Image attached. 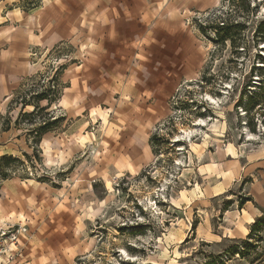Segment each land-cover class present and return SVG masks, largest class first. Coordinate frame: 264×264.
Instances as JSON below:
<instances>
[{
  "label": "rangeland",
  "instance_id": "obj_1",
  "mask_svg": "<svg viewBox=\"0 0 264 264\" xmlns=\"http://www.w3.org/2000/svg\"><path fill=\"white\" fill-rule=\"evenodd\" d=\"M248 1L253 10L237 18L246 24L247 42H216L208 27L214 18L247 11ZM196 17L194 27L207 26L203 65L152 126L142 163L105 161L102 153L114 156L115 149L99 146L109 132L97 115L81 133L59 135L61 145L51 152L57 162L45 163L42 150L40 160L32 150L28 159L11 154L20 162L8 163L0 188L7 179L20 185L32 179L55 191H47V205L40 200L34 213L8 220L23 225L20 254L9 262L0 254V264H264V225L249 234L264 218V94L258 86L264 42L251 39L264 0H217ZM72 52L63 45L52 53L30 51V57L42 72L51 66L49 76ZM55 56L61 59L52 65ZM43 83L32 77L24 90ZM255 91L260 104L246 109V96ZM245 197L251 200L239 207Z\"/></svg>",
  "mask_w": 264,
  "mask_h": 264
},
{
  "label": "crops",
  "instance_id": "obj_2",
  "mask_svg": "<svg viewBox=\"0 0 264 264\" xmlns=\"http://www.w3.org/2000/svg\"><path fill=\"white\" fill-rule=\"evenodd\" d=\"M216 1L39 0L24 9L21 0H0V156L32 150L25 125L15 126L14 120L33 106L22 109L10 103L21 82L40 72L30 51L69 45L73 52L60 75L61 95L50 106L59 108L65 120L58 136L48 131L41 137V158L57 162L51 152L60 147L61 136L81 133L88 117L97 115L109 132L99 146L115 149L114 156L102 153L105 161L142 163L148 157L152 126L168 114L169 99L183 83L195 79L203 65L201 32L190 19L195 21V14ZM6 115L10 125L3 130ZM26 181H3L0 219L32 214L40 200L48 204L47 191L55 189Z\"/></svg>",
  "mask_w": 264,
  "mask_h": 264
},
{
  "label": "trees",
  "instance_id": "obj_3",
  "mask_svg": "<svg viewBox=\"0 0 264 264\" xmlns=\"http://www.w3.org/2000/svg\"><path fill=\"white\" fill-rule=\"evenodd\" d=\"M21 1H22L21 5L24 9L33 7L39 3V0H21ZM246 7H247V11L243 9L234 14L230 13L224 19H222L220 16H216L214 18L215 24L209 25L208 27L214 28L215 30L214 40L216 42L225 43L226 41H229L231 45H233L234 47L239 46L241 43L245 44V42H247L242 32L243 29L246 28V24L244 20L241 21L237 19L238 17H243V12H246V18H247V12L253 10V8L251 7V3L249 1ZM196 25L201 33L205 32L207 26L205 27L201 23L199 24L196 23ZM251 39L254 42L255 41L264 42V17L260 19V21L258 22L256 28L253 31ZM59 48L60 47L54 48L53 50L50 51V53L59 50ZM262 62L264 63V59ZM66 65L67 63H63L60 65L58 64L57 67L54 68V72L49 76H47V74L48 72H50V70H52L51 66H49L48 71L47 70L43 72L40 71L36 75L32 76V77L36 76L41 83H43L44 80H47L46 84L43 83L42 85H39L38 86L39 89L37 90H33V89L24 90L25 84L32 77L24 79L19 85V87L15 90L13 97L10 101V103H14L15 105H21L22 109L26 105L33 106V109L30 112H20L18 117L14 120V125L18 126L21 123L24 124L25 122L28 124L29 127L26 128L25 136L29 147L32 148L33 157L37 160H40V157L38 155V153L40 152L39 144L43 134L48 131L59 130L65 120L64 115L62 114L55 115L54 109H50V106L56 103L57 100L60 98L61 91L63 88V84L60 81V75L64 70V68L66 67ZM260 74L263 76V79H261V83L258 86H259V91H261V93L264 94V66L263 69H261ZM21 91H24V94H20ZM27 95L30 96L27 97ZM257 97L258 94L256 93V91L255 93H250L248 96H246L247 104L244 105L245 108L247 105H249L250 108L254 107L255 105H259L260 103H256ZM42 100H47V105L41 106L40 101ZM239 101L240 99H238L235 102V106L239 105ZM258 108H262V106L260 105ZM9 125H10V119L8 115H6L4 118H2L1 128L3 130H6L9 128ZM155 138L156 135L152 134L150 137V141L153 142ZM23 154L27 159L30 158L27 153H23ZM17 161L20 162V159L17 157H12L11 154L1 155L0 175L3 176V178H5L6 177L5 170L8 163L17 162ZM247 200H251V197L241 198L238 202V206L241 207ZM261 225H264V218L263 219L258 218L252 223L249 234H252L254 230H258ZM238 252L240 253L241 251H236V253Z\"/></svg>",
  "mask_w": 264,
  "mask_h": 264
},
{
  "label": "built area",
  "instance_id": "obj_4",
  "mask_svg": "<svg viewBox=\"0 0 264 264\" xmlns=\"http://www.w3.org/2000/svg\"><path fill=\"white\" fill-rule=\"evenodd\" d=\"M196 20L199 21V17H196ZM52 65L54 62L60 58L54 57ZM58 65V64H57ZM54 66V68L57 67ZM24 231L23 225L20 223L11 224L7 219H0V254L6 256V260L9 262L15 256H19L20 251H18L19 238Z\"/></svg>",
  "mask_w": 264,
  "mask_h": 264
}]
</instances>
